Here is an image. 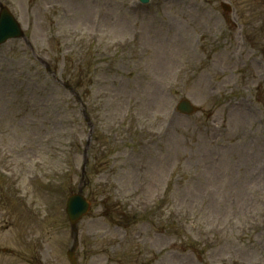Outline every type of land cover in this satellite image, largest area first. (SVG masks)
Here are the masks:
<instances>
[{
	"label": "rangeland",
	"instance_id": "rangeland-1",
	"mask_svg": "<svg viewBox=\"0 0 264 264\" xmlns=\"http://www.w3.org/2000/svg\"><path fill=\"white\" fill-rule=\"evenodd\" d=\"M2 1L31 44L0 46V248L16 251L0 264H70L65 206L82 181L79 264H264L262 66L246 57L251 89L222 81L233 61L200 44L215 21L202 3L151 0L156 15L137 17L132 0ZM239 2L263 50L264 0ZM182 97L198 111L176 113Z\"/></svg>",
	"mask_w": 264,
	"mask_h": 264
}]
</instances>
